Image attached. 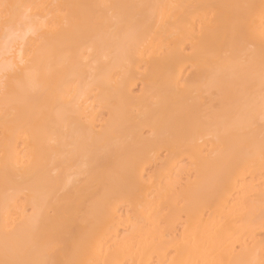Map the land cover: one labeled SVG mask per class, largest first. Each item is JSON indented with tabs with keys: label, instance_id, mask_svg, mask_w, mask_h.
Masks as SVG:
<instances>
[{
	"label": "bare ground",
	"instance_id": "bare-ground-1",
	"mask_svg": "<svg viewBox=\"0 0 264 264\" xmlns=\"http://www.w3.org/2000/svg\"><path fill=\"white\" fill-rule=\"evenodd\" d=\"M0 264H264V0H0Z\"/></svg>",
	"mask_w": 264,
	"mask_h": 264
}]
</instances>
